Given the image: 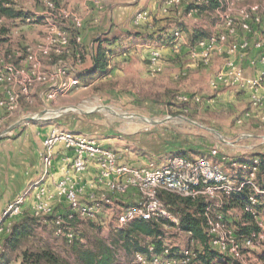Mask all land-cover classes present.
Instances as JSON below:
<instances>
[{"label": "built area", "instance_id": "1", "mask_svg": "<svg viewBox=\"0 0 264 264\" xmlns=\"http://www.w3.org/2000/svg\"><path fill=\"white\" fill-rule=\"evenodd\" d=\"M44 5L43 12H33L32 17L26 21H37L50 24L51 35L48 45L38 52L26 49L25 54H0V109L11 114L19 107V102L24 99L31 101L36 94V88L44 87L51 83L50 89L45 88L38 97L46 104L53 100L56 94H67L71 87L82 86L81 75L78 67L82 63V55L73 53L70 40L79 42L78 34L73 35L63 26L71 24L73 30H80L83 26L81 17L64 8L62 0L56 4L53 0H39ZM198 3V1L196 2ZM171 8L181 6V0H167ZM225 5V4H224ZM223 7L216 9L223 21V29L190 44L179 29L171 32L169 45L174 54H179L181 46L188 49V55L196 66L206 67L210 64L216 52H224V61L221 68L212 74L209 85L217 88L221 85L237 87L247 86L256 89L262 85V77L244 79L243 68L235 64V59L242 56L248 47V41L239 44L229 43L224 51L228 39L239 31L248 33L253 26L261 25L264 37V14L259 12L257 6H248L240 10L238 18L222 13ZM196 12L192 9L187 12L191 15ZM145 12H138L133 20L135 25H140L147 20ZM61 21H58V20ZM63 25V26H62ZM69 29V28H68ZM56 34V37L54 35ZM239 50V51H238ZM238 53V54H236ZM160 49L155 48L150 52L147 61L149 73L160 70ZM13 57L21 58L26 64L17 63ZM48 60L44 66L43 59ZM264 62V58L261 57ZM254 61H251V64ZM34 94V95H33ZM253 105H259L262 97L255 94L251 96ZM264 98V95H263ZM186 99V98H184ZM195 100H198L195 98ZM70 107H62L59 112H67ZM46 105L43 113L50 112ZM52 112V111H51ZM36 118L39 116H35ZM40 118V117H39ZM146 122H150L146 119ZM248 137L249 134H243ZM225 144H230L224 138L220 139ZM61 145L60 148H57ZM63 150L64 165L59 168V176L54 177L53 156L57 151ZM217 148L210 150L211 155H216ZM70 153V155H69ZM43 172L41 179L34 187V203L31 207L33 215L45 214L53 216L52 222L55 233L63 236L68 244L77 239V234L72 223L76 220H93L103 211H116L117 226H124L135 220H163L164 230H172L182 234L179 218L172 213L166 204L158 197L159 191H165L180 197L197 198L204 200V216L206 218V234L210 246L225 258L240 260L244 249L256 247L263 237L262 232L253 238H237L233 230L227 226L223 206L225 199L237 193L244 186H249L252 192L247 197L243 212L255 215L259 199L264 196V181L262 187L256 185L261 160L255 157L251 165H243L245 176L238 183H232L229 176L207 157L190 158L183 153H174L162 163H148L145 166H133L120 162L116 151L101 145L97 140L85 137L71 131L52 130L43 139L41 154ZM93 165V176L85 180L89 167ZM264 165V162H263ZM54 169V170H53ZM85 180V181H84ZM47 181V183H46ZM84 182L90 191L85 198L81 195V188L77 185ZM87 182V183H86ZM101 187L98 191L97 187ZM33 189V188H32ZM31 189V190H32ZM64 198L67 207L62 215L54 214L49 202L52 197ZM23 197L9 204L0 215V234H9L13 219L21 212ZM259 224V223H258ZM195 241L190 238V244ZM148 250L152 252L153 246ZM5 242L0 243V254L7 252ZM167 254V249L164 250ZM178 258H165L159 255L147 257L136 253L133 264H189V246L181 248ZM113 264H120L116 259Z\"/></svg>", "mask_w": 264, "mask_h": 264}, {"label": "crops", "instance_id": "2", "mask_svg": "<svg viewBox=\"0 0 264 264\" xmlns=\"http://www.w3.org/2000/svg\"><path fill=\"white\" fill-rule=\"evenodd\" d=\"M166 1L99 0L95 3L92 0H66L69 7L77 11L83 20V26L78 34L80 40L71 45L72 54L78 52L82 55V63L78 67L82 86L71 87L67 94H56L52 101L44 104L38 95L44 88L45 91L50 89L51 83H47L44 87L36 88L37 96L33 94V101L22 99L14 113L8 114L0 109V215L9 204L23 197L21 212L17 216H32L31 207L35 201L33 185L41 179L43 172L41 161L43 139L52 130L99 136L98 142L113 148L120 156V162L133 166H145L150 162L160 164L174 153H183L190 158L205 156L217 164L229 176L232 183L240 182L245 176L246 172L241 166L252 162L255 157H261L264 160V77H262L264 62L261 61V57L264 58V37L262 26H253L252 31L248 33L240 31L229 41L236 44L243 40L248 41V47L242 56L234 61L237 66L243 68L244 79L262 77V85L256 89L232 85L212 88L209 80L205 84L203 70L216 72L221 68L224 61L223 52L214 53L209 66H196L190 59L187 48L181 46L180 53L174 54L169 45L170 38L166 40V37L175 28L182 31L188 42L192 32L216 33L223 29V21L219 13L213 10L203 13L194 12L189 15L185 12L186 4L197 1L201 3L202 0H183L182 5L177 8L169 7ZM228 1H225L222 13L229 14V7H226ZM138 12H145L148 15L147 24L135 25L133 23ZM199 27L209 30L199 29ZM103 35L121 38L109 46L113 53L107 56L108 74L103 75V78L111 75L124 76V71L130 69L137 72L139 76L158 77L166 85L174 84L183 89L186 86L187 89L198 90L205 86L210 92V97L187 94L185 96L191 100L176 109L178 111L184 109L202 116L209 115L207 124L210 127L191 121L194 126L199 125L202 129L181 130L175 126L165 125L152 126L146 132H142V127L130 126L125 130L127 131L125 135L128 136L126 137L116 131L115 125L98 122L96 126L92 116L82 118L64 115L61 118H41L39 114H43L45 105L59 109L67 104H74V96L77 93H73L74 90L88 86L85 82L88 76L93 75L91 73L93 40ZM123 43H125L124 46ZM122 48L130 51L126 54L118 50ZM155 48H159L161 53L160 70L156 73H149L146 67L147 61L150 52ZM223 49L225 50V47ZM14 60L17 63L26 64L21 58H14ZM43 61L47 66L48 60L45 58ZM87 61L89 68L85 67ZM251 61L254 63L251 64ZM191 68L197 71L192 70L186 80L182 79L186 78ZM240 92L242 95L239 94ZM253 94L262 97L259 105L252 104ZM225 100L233 101V103L241 102L242 105L240 112L235 114L231 127L227 126L225 119L219 120L215 117L225 110ZM159 109L162 110L163 107L152 106L149 114H157ZM208 134L212 137L215 135V140L206 138ZM243 134H249V136L244 137ZM223 136L233 139L232 142L235 143L230 146L221 142L220 139ZM60 146L58 145L57 148ZM214 147L218 152L216 155H211L210 150ZM64 154L66 152L60 150L53 156V165L56 170L53 175L56 178L60 174L59 168L64 165ZM93 171L94 166L91 165L85 178L87 182L92 178ZM77 187L81 188V196L85 198L90 191L88 186L81 182ZM100 188L99 186L94 189L98 191ZM49 202L53 211L55 210L54 214L65 213L67 204L64 198L53 196ZM7 235L0 234V243L5 241Z\"/></svg>", "mask_w": 264, "mask_h": 264}, {"label": "rangeland", "instance_id": "3", "mask_svg": "<svg viewBox=\"0 0 264 264\" xmlns=\"http://www.w3.org/2000/svg\"><path fill=\"white\" fill-rule=\"evenodd\" d=\"M6 1L9 2L15 9L23 10L25 14H29L30 16H32L33 12H43L45 10L43 3L39 0ZM92 1L95 3L99 2V0ZM62 3L65 9L81 17L77 11L69 7L66 0H62ZM248 6H257L259 9L258 11L264 14V0H229L228 6L226 7H229L228 12L231 16L238 18L240 10ZM58 21L61 20L59 19ZM63 27L67 29L69 33L70 30H72L70 22L69 24H65ZM199 29L203 28L199 27ZM203 30L209 29L205 28ZM49 35H51L50 24L41 22V20L39 22H32L21 21L20 19L0 18V54H25L27 48L32 52H38L48 45ZM54 37H56V34ZM230 39H228V41H231ZM229 43L230 42H227L225 44V49ZM124 45L125 43H123V46ZM118 50L126 52V54L127 51H130L125 48ZM223 54L226 53L223 52ZM13 58L17 59V57ZM43 64L46 66L45 63ZM85 67L89 68L88 61L85 63ZM192 70L193 68L189 69L190 72L187 74L186 78L184 77L182 79L186 80ZM203 71L205 74L204 80L206 84L214 71L210 70L208 72L205 69ZM124 73V76L111 75L106 78H103L102 76L98 77V75L88 76L87 81L85 82L88 86L74 90L73 93L77 92L74 96V104H67L64 106L70 107V110L67 112H59L58 110L60 108L54 109L47 106V109H51L50 112L43 113L42 115L39 114V116L41 118H61L62 116L64 117V115L82 118L85 116H92L95 119L94 124L96 126L99 124L98 122H102L107 125H115L116 131L126 137L128 136L125 135V132H127L125 130H127L126 128L130 126H137L139 128L142 127V132H146V130H149L152 126L165 125L175 126L177 128H181V130H197V128L202 129L199 125L210 127V125L207 124L208 118L210 117L209 115L202 116L184 109L179 111L176 109L178 106L183 105L185 102L188 103L189 100H191V98L185 96L187 94H198L199 96L207 98L210 97V92L207 88H205V86L198 90L187 89L186 86L185 89H183L174 84L166 85L162 83V80L158 77L148 76L149 78H146L139 76L137 72L130 69H127ZM239 94L242 95V92ZM31 101H33V98ZM225 102V110L220 112L221 115H215V117L219 120L225 119L227 126L231 127V125H233L234 116L237 112H240L242 105L240 104L241 102L233 103V101L228 102L227 100H225ZM20 103L21 101L19 102V106ZM152 106L155 108L163 107V109H159L157 114L150 115L149 112L152 111ZM146 119L150 122H146ZM191 121H195L199 125L194 126ZM76 133L85 137L93 138L97 141L99 140V136L96 135L91 136L88 134ZM206 138L215 140V135L212 137L211 134H208ZM221 138L228 140L230 144L227 145L231 146L235 143L232 142L233 139H229L224 136ZM105 147L111 148L110 146ZM130 147H134V145H130ZM258 158L264 162L261 157ZM261 179L263 178L261 177ZM262 184L263 183L260 182V177L257 176L256 185L262 187ZM259 201V205L263 202V204L260 205L263 206L264 196H262ZM27 215L29 214L27 213ZM114 216H116V211L105 210L104 213L99 215L98 218L93 219V221L76 220L72 223V226H74V230L77 234V239L75 240L88 243L91 241L90 239L94 234L109 240L112 229L117 226L116 218ZM227 217L229 218V222L239 220V215L236 213H230ZM255 217L259 223L260 232H262L263 237L260 239L259 244H256V247L252 250L244 249L240 260L231 261L233 264H264V261L259 259V255L264 252V209L256 208ZM52 219L53 216L45 214L16 216L11 223L17 225L18 228L23 227V229H25V235L21 237L20 240L16 241L15 245L10 246L7 252L0 254V264H29L27 262H22V253L24 251L30 252L40 249H49L61 257L69 256L70 245L66 242V239L63 236L56 235ZM232 226H234V224H232ZM162 240L172 249H180L185 246H190V237L186 232L177 234L172 230H164ZM191 248L192 251L197 249L196 247H193V245ZM115 257L120 264H133V257L127 256L121 247L116 248ZM226 260H228V257ZM215 262H217V264H227L226 262L222 263L217 260Z\"/></svg>", "mask_w": 264, "mask_h": 264}, {"label": "trees", "instance_id": "4", "mask_svg": "<svg viewBox=\"0 0 264 264\" xmlns=\"http://www.w3.org/2000/svg\"><path fill=\"white\" fill-rule=\"evenodd\" d=\"M56 4H60L59 0H53ZM183 3V0H181ZM226 0H202L201 3H188L185 6V12L192 9L198 13L204 11H216L221 6L224 7ZM182 5V4H181ZM7 19H20L25 21L30 18V15L25 14L23 10H17L6 0L0 1V18ZM150 20V19H149ZM148 19L143 23L147 24ZM178 29V28H175ZM174 29V30H175ZM73 30V29H72ZM70 30L71 35L79 34V30ZM180 30V29H179ZM173 31V30H172ZM171 31V32H172ZM171 32L166 37V40L170 38ZM210 34L192 32L190 37V44L195 41L205 38ZM121 38L118 36H99L93 40L92 47V68L91 73L95 76L107 75V56L112 54L113 51L109 49V46L113 45ZM74 40H70L72 45ZM203 67V66H201ZM246 166L251 165V162L246 163ZM258 177L260 182L264 181V165L263 161L259 166ZM261 177L263 179H261ZM252 192L249 186H244L237 193L232 194L225 199L223 206V215L227 226H229L237 238L249 237L253 238L260 232V226L256 220L255 215L243 212V206L247 201V197ZM158 197L166 204L168 209L177 215L179 218L180 229L189 234V237L195 242L190 246L197 249L190 250L189 264H217V261L227 264H233L232 259H223V256L213 249L209 244V239L206 234V218L204 216L205 203L200 197H180L178 195L168 193L165 191H159ZM264 206H257V208H263ZM104 213V211L102 212ZM101 213V214H102ZM230 213H236L239 215V220L235 222H229L227 216ZM100 214V215H101ZM99 215L96 217L98 218ZM116 218V216H114ZM93 221V220H90ZM163 220H135L124 226H115L110 233V239L106 240L96 234L90 239L88 243L79 242L74 240L70 245L69 256L61 257L55 254L49 249H40L36 251H24L22 253V262L29 264H113L116 260L115 250L117 247H121L127 256H134L136 253H141L147 257L159 255L165 258H178L181 255L180 249H172L168 247L162 240L164 232ZM234 224V226H232ZM13 225V226H12ZM11 225V230L5 238V244L9 248L15 245V242L20 240L25 235V229L15 224ZM149 246H153L152 252L148 250ZM167 249V254L164 250ZM259 259L264 261V252L259 255ZM224 260V261H223ZM230 261V262H228Z\"/></svg>", "mask_w": 264, "mask_h": 264}]
</instances>
